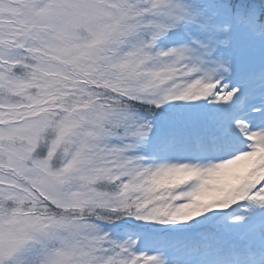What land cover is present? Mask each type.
Wrapping results in <instances>:
<instances>
[{
	"label": "snow or ice",
	"instance_id": "6c2138e0",
	"mask_svg": "<svg viewBox=\"0 0 264 264\" xmlns=\"http://www.w3.org/2000/svg\"><path fill=\"white\" fill-rule=\"evenodd\" d=\"M0 264H264V0H0Z\"/></svg>",
	"mask_w": 264,
	"mask_h": 264
}]
</instances>
